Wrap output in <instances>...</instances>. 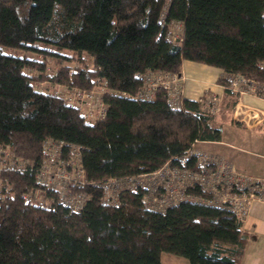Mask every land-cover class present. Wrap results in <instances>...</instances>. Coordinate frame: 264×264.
Returning <instances> with one entry per match:
<instances>
[{"label": "trees", "instance_id": "trees-1", "mask_svg": "<svg viewBox=\"0 0 264 264\" xmlns=\"http://www.w3.org/2000/svg\"><path fill=\"white\" fill-rule=\"evenodd\" d=\"M173 21L180 43L167 38ZM183 60L221 68L227 89L232 73L264 83V0H0V144L32 167L47 137L76 144L95 182L79 187L88 198L74 211L34 168L0 170V264H160L163 251L189 264H240L252 234L226 208L152 210L142 189L123 191L117 206L100 200L99 182L175 163L196 140L219 137L198 99L183 95L172 108L162 89L136 97L137 72L180 73ZM97 79L116 92L104 93L105 117L94 122L55 92Z\"/></svg>", "mask_w": 264, "mask_h": 264}, {"label": "built area", "instance_id": "built-area-1", "mask_svg": "<svg viewBox=\"0 0 264 264\" xmlns=\"http://www.w3.org/2000/svg\"><path fill=\"white\" fill-rule=\"evenodd\" d=\"M165 11L166 7L163 9V12ZM182 36V23L173 21L168 27L167 38L180 43ZM135 76L142 81L137 98L152 99L156 91L162 89L172 108L182 106L184 78L181 73L149 69L137 72ZM227 78V87L237 94L235 120L249 127L258 126L264 121V110L243 103L241 96L246 92L262 96L264 83L241 73H232ZM106 84V81L97 79L93 85L98 86L96 89L62 85L55 89V92L61 93L68 103L78 106L87 121L94 122L105 117L104 93L116 92L109 90ZM198 101L202 108L211 114L217 109L216 95L203 96L198 98ZM64 146L62 140L47 137L43 143L42 161L32 167L34 163L29 159L17 156L8 145L0 144V170L34 168L38 183L54 190L60 202L74 211H79L88 198L86 190L79 187L95 182L86 177L80 161L79 146ZM64 150H67L66 156ZM98 184L102 189L100 200L106 205L117 206L121 201V193L125 190L134 192L142 189L143 204L148 209L164 211L181 201L197 202L226 208L233 212L241 223L251 203L264 198V177L241 172L223 156L197 150L192 145L183 154L175 157V163L166 161L155 170L109 177ZM35 200L42 204L45 201L39 191L35 193Z\"/></svg>", "mask_w": 264, "mask_h": 264}, {"label": "crops", "instance_id": "crops-1", "mask_svg": "<svg viewBox=\"0 0 264 264\" xmlns=\"http://www.w3.org/2000/svg\"><path fill=\"white\" fill-rule=\"evenodd\" d=\"M180 73L184 78L183 95L185 98L198 99L209 95L218 97V106L212 114L210 122L219 129V137L196 140L192 147L223 156L241 172L264 177V133L260 132L264 127V121L258 126L249 127L235 120L234 108L237 94L227 89L219 81L220 78L226 76L224 71L216 66L183 60ZM241 101L249 106L264 110V94L257 96L246 92L242 94ZM224 117H230L232 120L229 127H234V123L238 125L233 128L234 132H226L228 137L223 133L221 126ZM244 132L247 133L248 139L240 137ZM255 141H259L257 147L253 146ZM242 228L252 236L246 243L240 264H264V198L256 199L251 203L248 213L242 221Z\"/></svg>", "mask_w": 264, "mask_h": 264}, {"label": "rangeland", "instance_id": "rangeland-1", "mask_svg": "<svg viewBox=\"0 0 264 264\" xmlns=\"http://www.w3.org/2000/svg\"><path fill=\"white\" fill-rule=\"evenodd\" d=\"M43 85L44 84L41 83L39 86H42L43 87ZM52 88H55V87L52 86ZM96 88H98V86H94L93 87V89H96ZM222 121H224V122H222L221 126H222L223 133L225 134V136H227L226 135V132H234L235 129H233V128L234 127H238V125L236 123L233 124L234 127H229V124L232 123V120L230 119V117L229 118L228 117H224L222 119ZM241 128H244V127H241ZM245 132H244V134L241 133V136H240L241 138L247 137V133H245ZM260 132H263L264 133V127H263L262 131H260ZM247 139H248V137H247ZM258 143H259V141H255V143L253 144V146L254 147H257L258 146ZM194 148H196V147H194ZM160 264H189V262L183 256H180V255H176V254H173V253H169V252L163 251L161 253V255H160Z\"/></svg>", "mask_w": 264, "mask_h": 264}]
</instances>
